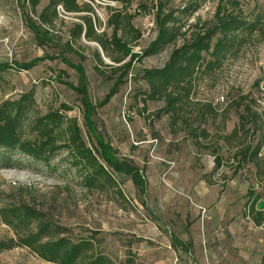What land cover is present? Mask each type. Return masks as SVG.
<instances>
[{
	"label": "rangeland",
	"instance_id": "1",
	"mask_svg": "<svg viewBox=\"0 0 264 264\" xmlns=\"http://www.w3.org/2000/svg\"><path fill=\"white\" fill-rule=\"evenodd\" d=\"M50 1L39 0L34 11L29 0H0V63L57 57L28 72L0 73V102L34 90L37 112L45 114L68 103L75 108L70 115L82 123L79 96L63 84L79 85L80 75L61 57L84 68L95 103L104 99L122 70L98 43L84 37L74 39L70 50L67 43L75 25L91 17L101 33L114 10L135 15L133 24L143 38L131 44L134 53L141 54L156 38L157 1L135 0L123 7L115 0H79L84 12L74 14L59 7L51 29L54 42L40 47L29 24ZM166 1L175 15L189 3L199 5L196 12L182 15L187 39L181 37L161 53L134 62L127 83L98 116L119 155L143 170L146 197L138 194L129 177L118 178L124 198L115 191L85 190L72 171L63 173V154L56 170L35 171L30 163H24L25 169L0 170V208L26 202L42 210L52 224L70 228L73 238L97 236V245L118 264H264V225L255 224L251 211L259 197L256 210L264 213V0H241L242 14L258 22L256 30L236 35L222 66L214 72L200 70L190 93L180 90L181 101L169 114L166 100L147 99L142 71L163 68L175 47L190 39L193 25L203 28L213 20L220 0ZM140 4L150 12H140ZM107 32L112 34L111 29ZM258 146L257 158L242 160L247 148L254 152ZM169 162L174 163L171 169ZM10 238H15L14 231L0 219V240ZM0 264L53 263L18 247L1 253Z\"/></svg>",
	"mask_w": 264,
	"mask_h": 264
},
{
	"label": "trees",
	"instance_id": "2",
	"mask_svg": "<svg viewBox=\"0 0 264 264\" xmlns=\"http://www.w3.org/2000/svg\"><path fill=\"white\" fill-rule=\"evenodd\" d=\"M29 1L35 11L39 0ZM115 1L123 7H128L135 0ZM156 1L153 14L156 38L141 54L134 53L131 44L143 38L141 31L133 24L135 15L114 10L101 33L96 31L91 17H82V23L75 25L67 43L70 50L74 39L84 37L90 42L98 43L113 63L121 64L119 69L122 70L104 99L95 103L89 93L84 68L81 65H73L68 58L61 57L65 64L80 75L79 85L68 81L63 84L79 96L82 123L77 117L70 115L75 108L68 103L51 108L45 114L37 112L34 90L0 102V170L25 169L24 163L35 166V171L43 168L56 170L59 167L56 161L65 154V158L60 160L67 165L63 173L72 171L74 179H77L85 190L102 193L115 191L119 197L124 198L118 178L129 177L138 194L146 197L148 182L143 170L133 160L119 155L106 138L98 116L99 109L108 105L119 93L120 86L127 83L134 62H142L145 58L161 53L176 44L181 37L187 39V31L183 32L182 15L189 11L196 12L199 5L189 3L181 10V15H175L174 11L167 9L168 1ZM59 7L69 14L84 12L79 0H51L38 15V20L29 24L40 47L54 42L51 29L59 18ZM139 7L140 12H150L146 4H140ZM242 13L241 0H220L213 20L203 28L200 23L193 25L195 30L190 39L182 46L175 47L163 68L142 71L143 79L149 87L147 99L166 100L169 106L166 109L167 114L175 112L181 101L179 91L184 90L188 95L192 81L200 70L214 72L222 66L236 45V35L256 30L258 22H249ZM108 29L112 30L110 36ZM113 53H117V56ZM96 57L102 62L99 52ZM129 57L130 60L125 62ZM55 58L57 57L47 55L23 64L0 63V73L13 69L28 72L42 62ZM146 101L145 98L144 102ZM259 151L260 146L254 152L250 147L247 148L242 160L248 158L253 161L258 157ZM216 161L217 167H220L221 160L217 157ZM258 201L259 197H255L251 211L255 214V224L263 226L264 213L256 210ZM142 204L147 208L146 202L142 201ZM0 219L15 233V238L0 240V254L23 247L28 248L41 260L53 264H118L105 253L104 247L97 245V236L73 238L70 228L52 224L42 210L26 202L3 204L0 208Z\"/></svg>",
	"mask_w": 264,
	"mask_h": 264
},
{
	"label": "built area",
	"instance_id": "3",
	"mask_svg": "<svg viewBox=\"0 0 264 264\" xmlns=\"http://www.w3.org/2000/svg\"><path fill=\"white\" fill-rule=\"evenodd\" d=\"M168 165H169V169H171V168H173V166H174V163H172V162H169V163H168Z\"/></svg>",
	"mask_w": 264,
	"mask_h": 264
},
{
	"label": "water",
	"instance_id": "4",
	"mask_svg": "<svg viewBox=\"0 0 264 264\" xmlns=\"http://www.w3.org/2000/svg\"><path fill=\"white\" fill-rule=\"evenodd\" d=\"M258 209H259V210L263 209V205H262V203H260V204L258 205Z\"/></svg>",
	"mask_w": 264,
	"mask_h": 264
}]
</instances>
